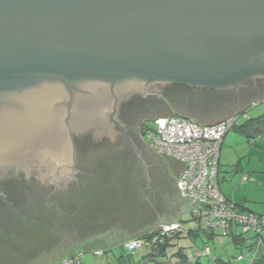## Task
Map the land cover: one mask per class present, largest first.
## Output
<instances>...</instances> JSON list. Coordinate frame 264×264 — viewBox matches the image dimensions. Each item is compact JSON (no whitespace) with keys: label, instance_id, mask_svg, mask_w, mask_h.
Listing matches in <instances>:
<instances>
[{"label":"water","instance_id":"1","mask_svg":"<svg viewBox=\"0 0 264 264\" xmlns=\"http://www.w3.org/2000/svg\"><path fill=\"white\" fill-rule=\"evenodd\" d=\"M255 78H264V0H0V165L49 162L47 183L59 172L66 183L73 170L107 178L146 168L133 141L135 154L120 151L122 137L75 161L74 136L119 133L108 115L131 93L132 107L151 89L196 108L224 91L189 86ZM147 96L124 129L168 109Z\"/></svg>","mask_w":264,"mask_h":264},{"label":"rangeland","instance_id":"2","mask_svg":"<svg viewBox=\"0 0 264 264\" xmlns=\"http://www.w3.org/2000/svg\"><path fill=\"white\" fill-rule=\"evenodd\" d=\"M151 92L149 94H155L156 98H162L165 101L163 107L168 109L162 108L156 115L141 112L136 122L125 129L127 136L139 149L142 143L150 145L148 134L141 133V126L151 125L156 117L183 115L201 124H211L227 117L222 115L229 103L213 98L228 92L218 93L196 108L165 96L161 90ZM145 94L147 96L148 93ZM246 112L253 126L239 127L244 120L239 117L234 128L227 132L230 137L219 152L218 181L221 192L230 203L242 204L244 212L263 213L264 101L250 105ZM147 160L145 158L144 162ZM162 162L167 164L163 158ZM149 163L154 165L151 164L153 162ZM173 165L174 161L170 160L171 169L165 171L168 183L175 181L177 167ZM51 166V170H46L44 166L39 171L35 168L33 178L35 193L38 194H35V202H17L14 217L8 216L7 203L1 204L0 208L5 213H0V264H52L74 253L82 254L84 264H102L112 261L121 252H130L126 242L128 239L144 231H158L163 223L178 222L184 234L196 228V222L187 211L186 202L180 193L171 184L167 185L175 202H166L162 197L164 188L157 185L147 167L140 164L107 178L73 170L67 184L64 183L67 176L63 172L58 173L59 179L52 175L47 183L55 169L54 165ZM9 176L3 178L10 179ZM243 176L245 179H242ZM53 184H58L55 193L52 192ZM67 185H70L68 189L65 188ZM48 193L50 196L45 202ZM3 215L8 217L2 220ZM235 229L239 233L243 232L240 227ZM206 232L212 233L213 237L207 238L201 230L195 237L185 235L177 238L163 255L142 264H183L176 255L180 247L187 257V264H217L213 256L223 262L234 259L237 264H250L252 256L264 253L262 248L246 247L253 241L250 239L251 232H244L243 236L249 241L239 246L232 243L230 236L222 235L217 226L206 229ZM94 248L110 252L93 256L91 251ZM207 248L210 252H206ZM144 250V247L137 248L133 260H139V254ZM197 251L200 254L198 258L195 255ZM238 254H242V261L235 259Z\"/></svg>","mask_w":264,"mask_h":264},{"label":"built area","instance_id":"3","mask_svg":"<svg viewBox=\"0 0 264 264\" xmlns=\"http://www.w3.org/2000/svg\"><path fill=\"white\" fill-rule=\"evenodd\" d=\"M241 115L247 118L246 111ZM237 117L231 114L214 123L201 125L183 116H161L152 121L147 134L150 147L157 154L182 165L176 180L177 188L186 200L188 211L200 225L207 228L217 226L225 233L230 224L237 221L244 229L259 234L264 231V214L232 209L218 181L220 146ZM175 230H180L177 222L163 223L159 226L158 234L152 237V242ZM139 244V240L129 242L130 248ZM94 253L101 255L102 251L95 250ZM81 257L82 254L78 253L74 257L64 258L61 264H82Z\"/></svg>","mask_w":264,"mask_h":264},{"label":"flooded vegetation","instance_id":"4","mask_svg":"<svg viewBox=\"0 0 264 264\" xmlns=\"http://www.w3.org/2000/svg\"><path fill=\"white\" fill-rule=\"evenodd\" d=\"M156 85L162 86L163 88H165V90L170 85L188 86L185 84H176V83H169V84L157 83ZM189 88H191L192 90L199 89V91L201 92L204 90H208V89L214 90V91L215 90L224 91V93L228 92L224 96H221L219 98H213V99L217 101H221V102L222 101L228 102L229 104L227 103L228 106L226 108L229 110L232 109L236 111L238 110V106L240 103L264 91V78L248 79V80L241 82L238 86H232V87H226V88H206V87L200 88V87H191V86H189ZM149 92H151V89L143 91L142 93H144V96H140V99H138L139 100L138 102L134 101L135 102L134 106L140 107V105L146 106L148 104H151L150 97L146 96L145 94V93L149 94ZM133 95L134 94L131 93L127 97L119 99L117 107H116V111L115 112L111 111L110 112L111 115L110 114L108 115V120L110 122V125H112V127L117 129L119 133L117 134H114V133L97 134L95 130L90 129V130L75 134L74 139H73L74 148H75V161H76V158L79 156L80 157L87 156V153L93 150L94 145L98 146V144L100 143L109 144V143L115 142L112 140L117 139L119 137H122V146L119 148L120 151L127 148L128 150H130V152H133L135 154L136 150L133 148V145H132L133 142L131 138L129 139V137L127 136V131L124 129L123 125H121V122L122 123L126 122V118H132L134 106L132 107L128 105L127 103L128 101L135 99L133 98ZM110 125L109 127L108 126L102 127L101 131L103 130L110 131L109 130L111 127ZM31 144L35 145V142H31ZM19 147H20L19 149H23L24 147L23 142L19 144ZM34 162L35 161L33 160L30 163L24 166H19V167H16L14 164H5L4 167L0 165V206L1 204L7 203V207L9 209L8 216L14 217L15 215L14 213H16L14 208L18 205L17 202H21V203L22 202H35V194H36L35 193V179L33 178L35 177L33 176L35 173V163ZM7 175H10L9 176L10 179L3 178V176H7ZM51 187H53L54 191L52 192L54 193H55V189H58L54 185H52ZM69 187L70 185H67L65 188L68 189ZM24 188H28V189H24ZM48 196H50V193H48L46 198H44L45 202H48V199H49ZM2 212L3 210H1L0 208V213ZM6 216L3 215L1 219L2 220L5 219ZM0 229L2 230V228Z\"/></svg>","mask_w":264,"mask_h":264},{"label":"trees","instance_id":"5","mask_svg":"<svg viewBox=\"0 0 264 264\" xmlns=\"http://www.w3.org/2000/svg\"><path fill=\"white\" fill-rule=\"evenodd\" d=\"M256 104V102H254V103H251V104H249V105H247V106H245L244 108H240L239 110H236V111H234V112H232V113H229L228 115H226L227 117L229 116V115H231V114H234L236 117H237V119L239 118V117H242L244 120H243V122L240 124V126L239 127H242V128H244V127H247V126H253V122H252V119L250 118V117H248V115H247V118H244L243 117V115H241L244 111H246L247 110V108L251 105H255ZM181 116H183V115H181ZM187 119H189L190 121H193V122H195V123H197V124H201V122H199L198 120H195V119H192V118H189V117H187V116H185ZM154 120V119H153ZM236 122H237V120H236ZM236 122L234 123V125H233V127L231 128V129H233L234 128V126H235V124H236ZM201 125H203V124H201ZM151 128V126L149 125V124H146V125H144V126H141V133L142 132H146L147 133V131L149 130ZM230 129V130H231ZM226 135V134H225ZM258 138V137H257ZM254 140L256 139V138H253ZM220 148H221V146H220ZM226 198V197H225ZM227 199V198H226ZM228 201V200H227ZM228 204L230 205V207L232 208V209H234V210H236V211H240V212H244L243 211V206H242V204H240V203H234V204H232V203H230L229 201H228ZM186 205H187V203H186ZM186 208H187V206H186ZM187 211H188V209H187ZM189 212V211H188ZM247 212H251V211H247ZM190 213V212H189ZM254 213V212H253ZM191 214V213H190ZM254 214H257V215H262V214H264V212L263 213H254ZM191 216H192V218H193V220L196 222V228L194 227V228H191V229H189V230H187L186 232H185V234L183 233V230L181 229V226H180V224H179V226H180V230H175V231H171L170 233L171 234H169V235H163V236H161V237H159V239L156 241V242H152V237L155 235V234H158V231L157 230H155V231H144V232H142L141 234H137L136 236H134V237H132V238H130V239H128L126 242H128V248L130 249V252H128V253H126V254H123L122 252H121V254L120 255H118V256H115L114 257V259L112 260V261H107V262H104V263H102V264H142V262H144V261H146V260H150V259H152V258H154V257H156V256H160V255H163L164 253H165V251L167 250V248L169 247V246H171L173 243H174V240H176L177 238H181V237H183V236H187V237H190V236H197L198 234H199V232L202 230V231H204L205 232V235L207 236V238H212L213 237V234L212 233H207L206 232V229H210V228H207V227H205V226H202V225H200L199 224V222H198V220H196L194 217H193V215L191 214ZM176 222V221H175ZM197 222H198V224H197ZM235 227H240L241 229H242V231L243 232H241V233H239V232H237L236 231V229L234 230V228ZM244 232H251L252 233V237H250V239H253V241L251 240V243L249 244V245H246V247H249V248H251V247H256V248H258V249H260V248H262L263 249V251H264V231H261L259 234L258 233H255V232H253L252 230H246V229H244V227H243V225L241 224V223H239V222H237V221H234V222H232L231 224H230V226H229V228H227V230L225 231V233H222V231H221V234L222 235H225V236H230V239H231V241H232V243H234L235 245H237V246H239V245H241L244 241H249L248 239L249 238H246V237H244L243 236V234H244ZM133 240H139L140 241V244L138 245V246H136V247H132V248H130V246H129V242L130 241H133ZM140 247H144L145 248V250H144V252H141L140 254H139V260H133V256H135V254H137V252H135V250L137 249V248H140ZM122 248V247H121ZM95 250H101L102 251V253H101V255H97V254H95L94 253V251ZM208 251H209V249H208ZM92 255L93 256H102L104 253H108V252H110L109 250L107 251H105L104 252V250H102V249H99V248H94V249H92ZM210 252V251H209ZM76 254H78V253H74V254H70L69 256H67V257H74ZM109 254V253H108ZM113 255V254H112ZM176 255L177 256H179L180 257V260L183 262V264H187V257H186V255L182 252V250H181V247H180V249L176 252ZM196 255V257L198 258L199 256H200V254H199V252L197 251V253L195 254ZM239 256H241L240 258H238ZM67 257H65V258H67ZM214 257V260H215V262L217 263V264H233L234 263V259L233 260H228L227 262H223L220 258H218L217 256H213ZM243 258V256H242V254H238L237 256H236V260H241ZM64 259V258H63ZM62 259V260H63ZM132 259V260H131ZM62 260H60L59 262H57V263H52V264H61V262H62ZM81 263L82 264H84L83 262H82V257H81ZM196 264H197V262H196ZM250 264H264V253H259V254H256L255 256H252V258H251V262H250Z\"/></svg>","mask_w":264,"mask_h":264},{"label":"crops","instance_id":"6","mask_svg":"<svg viewBox=\"0 0 264 264\" xmlns=\"http://www.w3.org/2000/svg\"><path fill=\"white\" fill-rule=\"evenodd\" d=\"M264 99V96L260 97L258 95H255L253 96L252 98L250 97L248 100L242 102L239 104L238 106V110L240 108H244L245 106L251 104V103H258L259 101H262ZM235 110H232V109H227L226 111H224L223 116H226L228 115L229 113H232L234 112ZM230 137V134L229 133H226V135L224 136L223 140H222V143H221V148L223 147L224 143L228 141V138ZM232 139V137H231ZM138 148V147H137ZM220 148V149H221ZM139 149V148H138ZM139 151L141 152V155L142 157L144 158L143 160H145V158H148V162H146V167H147V170L150 171L151 175H152V178L154 180V182L159 185V186H162L164 188V194H162V197L165 198L166 202H175V198H172L171 197V194L170 192L168 191V186L169 184H171L174 189L177 191V193L179 192L178 188H177V183H176V180H177V176L182 168V165L176 161V160H173V159H170V158H166L164 156H161L159 154H157L151 147L150 145L149 146H146L142 143V148L139 149ZM162 158L165 159L167 161V164H163L162 162ZM170 160H173L174 161V164L173 165L176 169V175H175V181L174 182H171V183H168L166 181H168V179L166 178V173L165 171H170L171 167L169 166L170 165ZM149 162H153L151 163L153 166L150 165ZM173 164V163H172ZM167 166V167H166ZM167 169V170H166ZM220 170V168H219ZM170 182V181H169ZM168 183V184H167ZM165 186V187H164ZM167 186V187H166ZM180 193V192H179ZM181 195V194H180ZM182 197V196H181ZM183 198V197H182ZM184 199V198H183ZM185 200V199H184ZM186 202V200L184 201ZM234 204V203H233ZM242 261V259L240 260ZM233 264H237V262H234ZM245 264V263H243Z\"/></svg>","mask_w":264,"mask_h":264},{"label":"bare ground","instance_id":"7","mask_svg":"<svg viewBox=\"0 0 264 264\" xmlns=\"http://www.w3.org/2000/svg\"><path fill=\"white\" fill-rule=\"evenodd\" d=\"M38 160L40 161V164H41V165H37L38 167L39 166H44L46 168V170H51L52 169L51 165H53V164H51L49 162H46V161H43V160H40V159H38Z\"/></svg>","mask_w":264,"mask_h":264}]
</instances>
